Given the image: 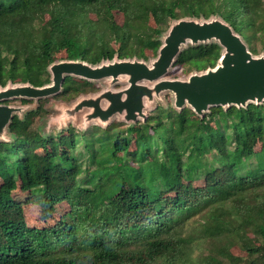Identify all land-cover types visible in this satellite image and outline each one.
Wrapping results in <instances>:
<instances>
[{"label": "trees", "instance_id": "16d2710c", "mask_svg": "<svg viewBox=\"0 0 264 264\" xmlns=\"http://www.w3.org/2000/svg\"><path fill=\"white\" fill-rule=\"evenodd\" d=\"M181 21L221 22L264 57V0H0V92L52 86L62 52L91 67L158 60ZM225 53L217 39L187 42L169 69L203 75ZM82 81L65 74L58 92L12 106L0 127V264H264V100L202 114L157 103L130 123L32 138L50 101L93 90ZM18 188L43 210L67 209L33 228Z\"/></svg>", "mask_w": 264, "mask_h": 264}, {"label": "water", "instance_id": "95a60500", "mask_svg": "<svg viewBox=\"0 0 264 264\" xmlns=\"http://www.w3.org/2000/svg\"><path fill=\"white\" fill-rule=\"evenodd\" d=\"M217 39L226 48L223 63L203 75L190 78V83L166 81L158 91L172 90L178 94L176 105L182 107L187 101L193 109L202 114L211 106L244 105L250 100H264V57L254 59L239 37L231 28L221 22L200 24L195 21H181L171 30L154 67L136 61L115 62L101 67H91L84 63H60L53 66L54 84L46 88L31 86L9 89L0 92V100L14 96L44 97L60 90L63 76L73 74L88 79H101L118 76L122 73L132 75L130 101L127 107V119L132 120L141 112L136 105L140 91L138 83L142 80L155 81L166 75L181 46L187 41L192 43ZM221 60V62H222ZM12 113L8 106H0V127L5 125Z\"/></svg>", "mask_w": 264, "mask_h": 264}, {"label": "rangeland", "instance_id": "374dc122", "mask_svg": "<svg viewBox=\"0 0 264 264\" xmlns=\"http://www.w3.org/2000/svg\"><path fill=\"white\" fill-rule=\"evenodd\" d=\"M118 22L123 21V15L121 13L116 14ZM149 23H153L151 19ZM176 24L172 25L171 30ZM192 42V41H187ZM151 56V55H150ZM54 57L58 58L55 65L60 63H79L78 61L68 60L64 52L55 54ZM224 59V57H223ZM134 62V61H133ZM137 62V61H136ZM153 68L157 62L156 59H150L149 61H141ZM115 62L109 63L114 64ZM223 63V60L221 64ZM179 69H169L162 78L149 81L142 80L138 83L140 91L136 97V105L141 107V112H136L138 118L142 119L143 115L151 111L157 103L174 105L178 94L172 90L158 91V87L161 83L166 81H182L190 83V77L174 79L173 75L176 74ZM83 80V85L91 84L93 88L91 92L79 96L77 99L71 102H63L58 100H52L47 104V108L51 111L50 115L44 119L42 123L40 119L34 120L29 128V135L33 138L38 135L46 136L50 132H56L63 128L72 125L78 129H84L90 125L106 126L111 121H121L130 123L127 121V107L125 105L130 101V88L132 75L128 73H122L118 76H109L101 79H88L86 77L77 76ZM20 87H27L23 85H11L9 89H16ZM37 98L29 96H14L7 99L8 107H20L28 106L33 108L36 106ZM252 101V100H250ZM258 102L257 99L253 100ZM191 107L189 101L185 104ZM22 116V113H20ZM6 139L3 135H0V140ZM15 199L19 202L25 212V216L29 225L33 228L40 229L46 226H52L57 218L63 214V211L67 209L66 206L57 207L55 212L43 210L36 202L31 194H28L21 189H17L14 194ZM130 202L128 191L120 194L114 200V207L120 209L123 205H128ZM232 254H239L234 247L229 248Z\"/></svg>", "mask_w": 264, "mask_h": 264}]
</instances>
